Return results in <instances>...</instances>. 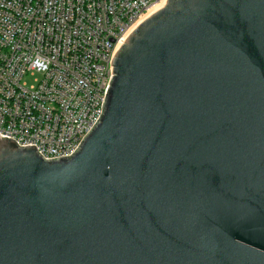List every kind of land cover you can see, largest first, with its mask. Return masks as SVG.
Returning <instances> with one entry per match:
<instances>
[{"label":"water","instance_id":"1","mask_svg":"<svg viewBox=\"0 0 264 264\" xmlns=\"http://www.w3.org/2000/svg\"><path fill=\"white\" fill-rule=\"evenodd\" d=\"M69 156L0 137V264H264V0H166Z\"/></svg>","mask_w":264,"mask_h":264},{"label":"built area","instance_id":"2","mask_svg":"<svg viewBox=\"0 0 264 264\" xmlns=\"http://www.w3.org/2000/svg\"><path fill=\"white\" fill-rule=\"evenodd\" d=\"M165 1L0 0V137L72 154L101 114L115 53Z\"/></svg>","mask_w":264,"mask_h":264},{"label":"bare ground","instance_id":"3","mask_svg":"<svg viewBox=\"0 0 264 264\" xmlns=\"http://www.w3.org/2000/svg\"><path fill=\"white\" fill-rule=\"evenodd\" d=\"M162 7H163V4H159V5H156V6L152 7V8L149 10V12L147 13V15L144 17V20H145L146 18H148L152 13H154V12L158 11L159 9H161Z\"/></svg>","mask_w":264,"mask_h":264},{"label":"rangeland","instance_id":"4","mask_svg":"<svg viewBox=\"0 0 264 264\" xmlns=\"http://www.w3.org/2000/svg\"><path fill=\"white\" fill-rule=\"evenodd\" d=\"M32 81H33V78L31 77V78L29 79V82L32 83Z\"/></svg>","mask_w":264,"mask_h":264}]
</instances>
